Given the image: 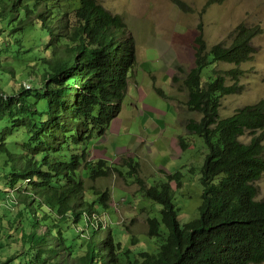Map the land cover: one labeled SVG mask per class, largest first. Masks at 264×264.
<instances>
[{
    "label": "trees",
    "instance_id": "16d2710c",
    "mask_svg": "<svg viewBox=\"0 0 264 264\" xmlns=\"http://www.w3.org/2000/svg\"><path fill=\"white\" fill-rule=\"evenodd\" d=\"M3 1L0 153L8 160L0 164V188L17 192L0 190V207L11 217L6 239L19 234L21 250L0 264L264 263V200H256L254 185L264 175V101L220 118V97L241 87L227 86L217 70L218 64H232L226 73L238 81L243 75L238 67L252 59V40L262 30L239 25L229 45L208 49L198 24L194 67L183 82L187 107L202 114L200 121L186 123V131L199 136L207 149L198 214L179 224L169 186L180 187L179 171L151 187L136 179L139 194L160 207L159 219L147 220L148 241L143 242L125 228H97L94 215L110 209V194L87 189L86 183L111 173L105 162L89 159L93 140L103 137L119 114L136 63L124 20L104 10L99 0ZM216 1L208 0L199 15ZM173 5L194 13L180 0ZM26 81L31 91L22 86ZM41 101L47 103L45 113L38 109ZM20 130L31 136L21 145L31 151L27 157L6 146ZM179 144L186 149L183 139ZM126 164L132 175V161ZM26 180L31 184L23 192ZM3 204H10L9 210ZM0 217L3 223L7 216Z\"/></svg>",
    "mask_w": 264,
    "mask_h": 264
},
{
    "label": "rangeland",
    "instance_id": "374dc122",
    "mask_svg": "<svg viewBox=\"0 0 264 264\" xmlns=\"http://www.w3.org/2000/svg\"><path fill=\"white\" fill-rule=\"evenodd\" d=\"M180 1L192 8L194 13L178 10L173 5V0L99 1V5L105 10L121 16L131 30L136 43V63L121 111L112 127L104 133L102 143L99 140L98 145L95 141L99 153H94L96 150H93L89 161L93 162L92 159L101 156L102 151H105L104 157L107 160H113L117 152L133 154L135 164H140L139 158L145 161L146 156L150 165L143 163L140 177L147 186L164 182L165 177L159 173V168H164L166 173L179 171L182 174L185 196L181 198L180 189L173 191L172 204L178 210L179 224L182 226L197 217L201 193L199 167L207 154L203 140L195 135L184 134L183 128L179 126L188 118L200 117L188 110L187 89L183 85L187 74L194 67L197 26L202 22L208 47L218 43L229 44L239 25H245L246 28L259 26L262 29V33L252 43V60L240 66V70L244 71L238 82L241 91L221 99L219 114L221 117H227L237 108L264 100V0H219L209 6L201 16L199 13L208 0ZM220 68L221 65H218L217 70ZM172 78H176L175 82L171 81ZM231 83L228 81V84ZM156 88L167 98L159 95ZM38 109L45 113L47 103L41 101ZM25 134L27 135L26 131H19L7 143L17 156L23 155L24 152L26 157L31 154L28 149L22 150L19 147L23 142L29 141L28 135L24 140L19 137ZM180 136L190 143V147L184 152L180 151L178 145L171 143ZM119 159H115L112 165L119 166L117 170L121 176L111 175L96 183L87 180V188L110 190L113 199L122 204H114L117 210L113 215L112 210L107 211L112 227L118 230L124 227L136 241L146 242L148 239L145 213L150 218L159 219L160 207L149 204L150 202L137 193L138 188L133 178L126 176L128 170L122 168L125 159ZM7 160V155L0 153V164L3 165ZM192 168L197 170L189 173ZM256 185L257 199H264V176ZM87 198L92 201L90 195H87ZM144 206H150L151 209L145 210ZM0 213V216H7L3 223L0 219V260L4 262L20 251L21 247L18 244L19 234L7 241L6 227L11 217L2 207ZM122 234L124 239H128V233L121 230V236ZM17 263H20V260Z\"/></svg>",
    "mask_w": 264,
    "mask_h": 264
},
{
    "label": "clouds",
    "instance_id": "9594fccd",
    "mask_svg": "<svg viewBox=\"0 0 264 264\" xmlns=\"http://www.w3.org/2000/svg\"><path fill=\"white\" fill-rule=\"evenodd\" d=\"M7 1V0H6ZM100 1V0H99ZM99 1H98V4H99ZM6 4H5V2L3 1V0H0V9H1V7H3V6H5ZM101 6V5H100ZM102 7V6H101ZM103 8V7H102ZM104 9V8H103ZM105 10V9H104ZM108 11V10H107ZM110 12V11H109ZM111 13V12H110ZM184 13V12H183ZM113 15H116V14H113ZM123 19V18H122ZM201 24H202V22H200ZM126 24V23H125ZM126 26V29H127V31L129 32V34L132 36V38H133V40H134V49H135V56H136V47H135V39H134V37H133V35H132V32H131V30L127 27V25H125ZM256 27H259V26H256ZM202 28H203V24H202ZM260 28V27H259ZM261 29V28H260ZM262 30V29H261ZM1 31V30H0ZM262 33V32H261ZM2 34V33H1ZM234 34V33H233ZM233 34H232V37H231V41H232V39H233ZM259 36V35H258ZM203 37H204V29H203ZM257 37V36H256ZM255 37V38H256ZM254 38V39H255ZM253 39V40H254ZM205 40V39H204ZM253 40H252V43H253ZM231 41H230V43H231ZM205 43H206V41H205ZM229 43V44H230ZM218 44H222V43H218ZM229 44H222V45H229ZM214 45H216V44H214ZM206 46H207V44H206ZM213 46V45H212ZM252 47H253V45H252ZM207 48L209 49L210 47H208L207 46ZM254 49V48H253ZM254 54V53H253ZM252 57H253V55H252ZM252 60V59H251ZM250 60V61H251ZM246 63H248V62H246ZM245 64V63H244ZM218 65H221V68L219 69V70H221V71H223L222 72V74L221 75H223L224 77H225V84L227 85V86H236V87H240V86H238V82H239V80L241 79H239L238 81L237 80H233V79H231V77H229L228 75H227V73H226V71H229V70H231V69H234V67L235 66H233L232 64H218ZM241 65H243V64H241ZM240 65V66H241ZM135 66V65H134ZM222 66H228V67H230L229 69H223L222 68ZM240 66L238 67V69L240 70ZM133 70H134V67H133V69H132V71H131V75L129 76V79H128V88H129V86H130V82H131V80H132V78H133ZM241 71V70H240ZM242 72H244V71H242ZM174 78H172L171 79V81L173 80ZM174 81V80H173ZM228 81H231L232 83L231 84H228ZM175 82V81H174ZM22 86L23 87H25V89L26 90H29V91H31L32 90V84L31 83H29V82H25V83H23L22 84ZM15 91L14 92H18V90H19V86H16L15 87ZM157 90H160V89H157L156 88V91ZM127 91H128V89H127ZM161 91V90H160ZM241 91V90H240ZM240 91H237V92H235V93H232V94H228V95H224V96H222V97H220V99H219V107H218V115H219V117L220 118H227V117H230V116H232L234 113H235V111L237 110V109H240V108H237L236 110H234V112L231 114V115H229V116H227V117H221L220 116V114H219V109H220V106H221V99L222 98H224V97H227V96H231V95H234V94H237V93H239ZM162 92V91H161ZM162 94H163V96L162 97H164V98H167L166 97V95L162 92ZM126 95H127V93H126ZM160 95V94H159ZM126 97V96H125ZM4 99H6V97H4ZM125 99V98H124ZM124 101V100H123ZM259 101H262V100H259ZM258 101V102H259ZM264 101V100H263ZM258 102H256V103H258ZM123 103V102H122ZM255 103V104H256ZM252 105H254V104H252ZM121 106H122V104H121ZM121 106H120V111H121ZM187 106V105H186ZM246 106H249V105H246ZM245 107V106H244ZM188 108V107H187ZM241 108H243V107H241ZM188 110H190L189 108H188ZM120 111H119V113H120ZM190 111H192V110H190ZM192 112H194V113H196V114H198L200 117H199V119H193V118H188L186 121H184V122H181V124H179V126L181 127V128H183V130H184V134H188V132L186 131V123L189 121V120H194V121H200L201 119H202V114L201 113H197V112H195V111H192ZM119 115V114H118ZM117 115V116H118ZM46 117H44V118H41V119H39L37 122H34V124H36V125H39L41 122H43V121H45L46 119H45ZM146 118V117H145ZM116 120V117L114 118V120L112 121V123H111V125H110V127L109 128H111L112 127V124H113V122ZM20 131H22V130H20ZM23 131H25V130H23ZM19 132V131H18ZM17 132V133H18ZM189 135H191V134H189ZM195 136H197V135H195ZM199 137V136H198ZM29 138L31 139V136H29ZM179 139H183V141L185 142V144L186 145H184V148H188V147H190V143L188 142V141H186V139L184 138V137H182V136H180V137H178L177 138V140H173V141H171V143H175L176 145H178L179 146V149H180V151H182V152H184V150H182L181 149V146H180V144H179ZM248 139H249V137H247V136H245V137H242V140L243 141H248ZM99 140H103L102 139V137L100 138V139H98V138H96V139H94L93 140V142H92V144H93V146L91 147V152L93 151V150H96V147H95V144L97 143V142H99ZM95 141H97V142H95ZM8 142H10V139H8L7 141H6V146L8 147V149L12 152V149L10 148V146L7 144ZM95 142V143H94ZM19 147H21V145L19 146ZM21 149H22V147H21ZM185 149V150H186ZM23 150V149H22ZM13 153V152H12ZM122 153H123V155H122ZM118 155V156H117ZM129 155H132V156H129ZM24 156H25V152H24ZM92 156V155H91ZM119 156H120V159L122 160V159H125L124 161H123V165H124V167L122 166V168H126L127 170H128V172H127V175L126 176H129L130 178L132 177L133 178V182H134V184L137 186V181H136V179H139V180H141L145 185H146V183L144 182V179L143 178H141L140 177V171H141V168H143V163H149L148 162V160H147V157L146 156H144V158L146 159L145 161H143L141 158H139V161H140V164H135L134 163V155L133 154H128L127 152H117L116 153V156H115V158L113 159V160H107V159H98V160H94V159H92L93 160V162H95V161H103V162H105L106 163V165H107V167L111 170V173H110V175L107 177V178H109L111 175H115V174H117L118 176H121V173L117 170V167H119L118 165H116V164H114V165H112L113 163H115V159H119ZM119 159V160H120ZM129 160H131L132 161V167L135 169V171H134V173H131L132 175H129V173H130V169L128 168V166H127V164L126 163H128V161ZM203 162V161H202ZM149 165H150V163H149ZM201 166V165H200ZM197 169L196 168H192V169H190L189 170V173H194L195 171H196ZM159 173L162 175V176H164L165 178H163V180H164V182H165V180H166V177L168 176V174L169 173H166L165 172V170H164V168H159ZM166 174V175H165ZM181 174V173H180ZM182 175V174H181ZM264 176V175H263ZM262 176V177H263ZM261 177V178H262ZM260 178V179H261ZM103 179H105V178H100V179H98V180H103ZM259 179V180H260ZM97 180V181H98ZM259 180H257V181H259ZM96 181V182H97ZM256 181V182H257ZM95 182V183H96ZM199 182H200V167H199ZM256 182H255V186H256V188H257V192H258V187H257V185H256ZM160 183H163V182H160ZM31 184V181L30 180H26L25 181V185L23 186V187H21V189H22V191L24 192L25 191V189H27L26 187L27 186H29ZM159 184V183H158ZM156 185V184H155ZM201 185V184H200ZM147 186V185H146ZM154 186V185H153ZM170 190H171V193H173V191H179V189H180V191H181V198L182 197H184L185 196V194H184V183L182 182V180H181V185H180V187L179 188H177L176 187V183H171L170 185ZM147 187H151V186H147ZM91 188V187H90ZM137 188H138V186H137ZM87 189H89V188H87ZM0 190H2V191H4L6 194H10V195H13L14 193H16L17 191H11V190H4L3 188H0ZM98 191H100L99 189H98ZM201 191H202V187H201ZM101 192H108L109 194H110V209H107V210H105V211H101L100 209L98 210V212L100 213V215H99V217L95 214L94 215V217H96L97 218V220L95 221L96 222V226H97V228L98 227H100V226H102V229L104 230L105 229V232L108 230V229H112L113 231H114V228L112 227V223H111V217H109V215H108V213H107V211L108 210H112V215H113V212H116V210H117V206L116 205H114V204H117V205H122L121 204V202L119 201V202H116L115 201V199H113V197H112V195H111V191L109 190H103V191H101ZM137 193H139L138 192V190H137ZM201 194V193H200ZM87 195H90V197L92 196L90 193H88ZM142 197V196H141ZM143 198V197H142ZM199 198H200V196H199ZM144 199V198H143ZM91 200H93V199H91ZM145 200V199H144ZM256 200H258L257 199V196H256ZM261 200H264V199H261ZM258 201H260V200H258ZM124 202V201H123ZM4 203H8V201L7 202H4ZM129 204H131V205H135L134 203H129ZM18 205H19V203L16 205V207L15 206H11V210L12 211H15L16 210V208L18 207ZM3 206H4V208L5 209H8L9 210V208H8V206H10V204H3ZM7 207V208H6ZM3 208V207H2ZM143 209H145V210H150L151 209V207L149 208V206L148 207H143ZM145 216H146V224H147V220L150 218V216L149 215H147V213H145ZM124 228V227H123ZM146 234H147V232H146ZM148 239V238H147ZM261 264H263V263H261Z\"/></svg>",
    "mask_w": 264,
    "mask_h": 264
},
{
    "label": "crops",
    "instance_id": "0c3cea01",
    "mask_svg": "<svg viewBox=\"0 0 264 264\" xmlns=\"http://www.w3.org/2000/svg\"><path fill=\"white\" fill-rule=\"evenodd\" d=\"M173 141V140H172ZM100 143H102V141L100 142ZM98 145H99V142H98ZM94 153H99L98 152V147H96V151H94ZM122 155H123V153H122ZM105 151H102V154H101V156L100 155H98L94 160H98V159H105Z\"/></svg>",
    "mask_w": 264,
    "mask_h": 264
}]
</instances>
